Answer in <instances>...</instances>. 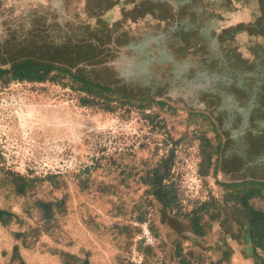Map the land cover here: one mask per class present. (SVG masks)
Listing matches in <instances>:
<instances>
[{"label": "rangeland", "instance_id": "1", "mask_svg": "<svg viewBox=\"0 0 264 264\" xmlns=\"http://www.w3.org/2000/svg\"><path fill=\"white\" fill-rule=\"evenodd\" d=\"M2 71L0 264H44V254L64 264H177L176 243L193 259L210 251L192 220L264 219L263 186L219 180V138L202 113L91 96L69 66H52L45 83ZM261 243L264 260V232Z\"/></svg>", "mask_w": 264, "mask_h": 264}, {"label": "water", "instance_id": "2", "mask_svg": "<svg viewBox=\"0 0 264 264\" xmlns=\"http://www.w3.org/2000/svg\"><path fill=\"white\" fill-rule=\"evenodd\" d=\"M211 2L0 0V68L26 59L69 66L119 93L203 112L192 105L199 97L250 88L213 72L220 47ZM246 168L264 181V152Z\"/></svg>", "mask_w": 264, "mask_h": 264}, {"label": "flooded vegetation", "instance_id": "3", "mask_svg": "<svg viewBox=\"0 0 264 264\" xmlns=\"http://www.w3.org/2000/svg\"><path fill=\"white\" fill-rule=\"evenodd\" d=\"M211 18L215 21L211 34L220 47L213 72L219 73L221 79L235 78L237 84L241 79L243 87L250 88L236 97L201 96L192 105L203 106L204 111H188L202 113L216 128L217 175L222 183H264L258 180L260 177L253 179L255 174L251 175L246 168L250 158L264 152V0H213ZM222 216L215 229L209 231L214 236L213 242L227 245L231 264H259L246 228L231 219L232 215ZM230 220L235 225H230ZM223 223L231 228L220 226ZM203 233L208 234L206 230ZM212 254L207 252L205 258L212 259Z\"/></svg>", "mask_w": 264, "mask_h": 264}, {"label": "trees", "instance_id": "4", "mask_svg": "<svg viewBox=\"0 0 264 264\" xmlns=\"http://www.w3.org/2000/svg\"><path fill=\"white\" fill-rule=\"evenodd\" d=\"M52 66H58V64H48V65H42L41 63L36 62L33 59H26L25 61H23L20 64L14 65L11 68V70L13 71L12 74V79L14 81H18V82H36V83H45L47 81H52L49 77V72H50V68H52ZM4 68H0V73L4 72L2 71ZM76 74V79L79 80L81 82V87L79 89V91L89 94L91 96L96 95V96H101L102 93H98L97 90H100L101 92H113V93H118L121 94L123 96L126 97H135V96H128L122 93H119L111 88L108 87H104L98 83H96L94 80L89 79V78H85V77H81L79 76L77 73ZM141 98H146V97H141ZM146 99H150V100H156L157 99H153V98H146ZM160 103H163L165 105H168V103H165L163 101H158ZM249 184H253V185H260L264 187V183H255V182H248V183H243V184H232L231 186H242V185H249ZM156 197L158 199L163 198V196L159 195L158 193L156 194ZM42 207L47 209V205H42ZM164 212V211H162ZM166 214V212H164ZM7 213H5L4 211L0 210V221H3V217L6 216ZM232 217L235 218V221L239 222L240 226H243L246 228V232L248 235V240H249V244L251 245V249L253 254L256 257V260L258 261L259 264H264V260H262L261 258V254L259 253V246H263V244L261 243V238L263 237V230H264V219H262L260 221V223H258L257 221L255 222L254 219L248 220L247 222L245 220L239 219L238 217H236L234 214H232ZM264 217V215L262 216V218ZM199 221V220H198ZM218 225V224H217ZM216 226V225H215ZM220 226H223L225 229L230 228L229 225H225V223L220 224ZM191 230L193 232V234L202 239V236H206L203 233V230L207 231H211L214 228V224L211 222H208L207 224H203L201 222H199V224L196 223V219L192 220L191 222ZM215 229V228H214ZM202 235V236H200ZM256 238H258V244H255V240ZM17 252V249H16Z\"/></svg>", "mask_w": 264, "mask_h": 264}, {"label": "crops", "instance_id": "5", "mask_svg": "<svg viewBox=\"0 0 264 264\" xmlns=\"http://www.w3.org/2000/svg\"><path fill=\"white\" fill-rule=\"evenodd\" d=\"M229 227L231 228V226H229ZM60 232L61 233L66 232V233L70 234L72 236V238H75L72 228L67 227V231H66V229L63 227L62 230L60 229ZM207 233L212 234L209 231H207ZM208 234L206 236L200 235V236H202L203 241H204V238H207ZM212 236H213V234H212ZM213 238H214V236H213ZM203 241H202V244H203L202 246H204L205 248H208V247L212 248L213 247L212 249H210V251L213 252V254H212L213 258L212 259H214V261H215L214 264H231L229 254L226 250V247H227L226 244L223 245V243H218L214 240V242L211 241L210 243H208V245L207 244L205 245L203 243ZM186 244L187 243H184L183 241L180 243H176V246H175L176 248H175L173 257L175 258L177 264H208V263H205L207 261H204V260H207V258H203L202 256H197L193 259V257H192L193 255L187 253L189 251H187L186 247L188 245H186ZM198 249H200V247ZM44 264H64V262L56 254H54V255L44 254Z\"/></svg>", "mask_w": 264, "mask_h": 264}]
</instances>
